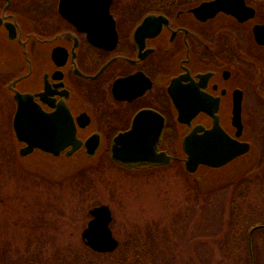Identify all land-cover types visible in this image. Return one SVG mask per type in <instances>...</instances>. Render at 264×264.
I'll use <instances>...</instances> for the list:
<instances>
[{
	"label": "flooded vegetation",
	"instance_id": "flooded-vegetation-1",
	"mask_svg": "<svg viewBox=\"0 0 264 264\" xmlns=\"http://www.w3.org/2000/svg\"><path fill=\"white\" fill-rule=\"evenodd\" d=\"M203 1H186L172 10L128 17L117 0H112L110 13L117 39L113 47H103L90 41L89 30L81 29L87 23L78 27L60 13V0H0V94L5 102V126L8 122L18 152L25 143L17 139L13 126L17 91L33 95L49 113L58 104H66L82 141L70 155L66 154L68 146L59 155L36 148L23 157L40 151L55 158L80 154L94 159L99 151L110 150L111 158L115 136L131 131L136 116L150 110V118L139 121V126L151 131L160 127L154 148L170 159L125 164L111 158L122 168L139 172L171 162L185 167L188 155L183 138L197 128L201 135L212 128L215 119L230 137L247 142L249 148L219 167L200 164L196 171L203 170L204 181L210 180L213 169L236 164L238 174L256 165L258 153L254 140L248 137L246 109L249 102L256 108L264 104V66L259 57L264 45L253 32L254 25L264 23V18L259 6L249 0L247 4L256 13L245 21L223 11L200 17L192 9ZM149 14L155 16L145 20ZM104 19L97 17L88 27L104 33L108 29ZM249 43L254 47H248ZM236 102L240 103V130L233 124ZM180 108L186 109L184 121L180 120ZM93 135L99 143L88 154L85 142ZM196 171L188 174L193 176ZM248 174L245 176L252 179L251 172ZM201 187H206L205 183ZM248 216L240 212V219ZM261 230L264 223L249 227L244 255L248 264H264L256 238Z\"/></svg>",
	"mask_w": 264,
	"mask_h": 264
},
{
	"label": "rangeland",
	"instance_id": "rangeland-1",
	"mask_svg": "<svg viewBox=\"0 0 264 264\" xmlns=\"http://www.w3.org/2000/svg\"><path fill=\"white\" fill-rule=\"evenodd\" d=\"M173 1L179 6L191 0ZM249 1L264 18V0ZM117 2L128 17L160 4L176 7L170 0ZM259 57L264 66V51ZM4 104L0 94V264H248L249 227L264 223V104L247 103L248 137L258 162L248 169L252 179L247 173L234 187L224 183L237 173L236 164L210 170L205 182L203 170L190 176L179 162L124 169L111 160L110 150L94 159L40 151L23 157L5 126ZM102 204L111 210L118 240L104 254L87 250L82 239L89 210ZM240 212L249 218L240 219ZM261 231L257 247L264 256Z\"/></svg>",
	"mask_w": 264,
	"mask_h": 264
},
{
	"label": "water",
	"instance_id": "water-1",
	"mask_svg": "<svg viewBox=\"0 0 264 264\" xmlns=\"http://www.w3.org/2000/svg\"><path fill=\"white\" fill-rule=\"evenodd\" d=\"M112 0H60V13L70 22L81 29L89 30V39L98 46L113 47L117 39L115 21L110 13ZM197 16L211 17L223 11L231 14L239 21L255 16L256 10L247 4L246 0H207L192 9ZM149 14L145 20L154 17ZM97 17H105L108 20V29L98 34L95 29L88 27ZM142 25L137 29L141 30ZM255 38L259 44H264V23L255 24L253 27ZM17 110L13 120V126L17 139L23 143L19 150L21 155L31 153L38 148L45 152L59 155L61 151L71 146L66 154L70 155L77 150L82 141L77 137L76 125L72 114L66 104H58L57 109L46 112L35 101L34 96L28 93H15ZM180 106V105H179ZM180 120L184 121L186 109L180 108ZM152 111L143 110L136 116V122L131 131L119 133L115 136L112 146V157L121 163L141 162H166L169 156L155 150V145L160 134L158 130L140 127L139 121L150 118ZM233 124L240 130L242 127L240 116V103L234 106ZM199 128L193 130L183 138V148L188 157L185 167L189 172L197 169L198 165L205 164L211 167H219L247 151V142H238L230 137L221 127L218 119L214 120L211 129L197 134ZM238 130V132H239ZM145 132V133H144ZM99 143L98 137L93 135L85 142L88 154L95 151ZM163 157V158H162ZM163 159V160H162ZM91 215L86 227L82 231V239L85 244L97 252H109L118 245V240L113 236L110 228L112 214L109 206L98 205L89 210Z\"/></svg>",
	"mask_w": 264,
	"mask_h": 264
},
{
	"label": "trees",
	"instance_id": "trees-1",
	"mask_svg": "<svg viewBox=\"0 0 264 264\" xmlns=\"http://www.w3.org/2000/svg\"><path fill=\"white\" fill-rule=\"evenodd\" d=\"M154 1V0H153ZM172 3H170L169 4V6H171V7H177V5L178 4H180V3H182V2H176V3H174V1L173 0H170ZM175 1H177V0H175ZM161 5V6H160ZM160 5H157V6H153V8L154 9H158V8H163L164 9V7H163V5L162 4H160ZM249 168H247L246 169V171H242L241 173H238V174H234V175H231L230 176V178H228L227 179V181L224 183L226 186H229V185H232V187H234L239 181H241V180H243L244 179V177L243 176H245V174L246 173H248V170ZM243 179H242V178ZM241 178V179H240ZM215 240V239H214ZM86 247V249L87 250H89V251H93L92 249H90L89 247H87V246H85ZM93 252H95V251H93ZM96 253H98V252H96ZM111 253V252H110ZM100 254H104V253H100Z\"/></svg>",
	"mask_w": 264,
	"mask_h": 264
}]
</instances>
